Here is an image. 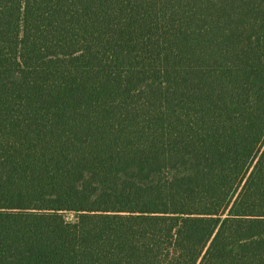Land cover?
<instances>
[{
  "label": "trees",
  "instance_id": "trees-1",
  "mask_svg": "<svg viewBox=\"0 0 264 264\" xmlns=\"http://www.w3.org/2000/svg\"><path fill=\"white\" fill-rule=\"evenodd\" d=\"M0 264H264V0H0Z\"/></svg>",
  "mask_w": 264,
  "mask_h": 264
},
{
  "label": "rangeland",
  "instance_id": "rangeland-1",
  "mask_svg": "<svg viewBox=\"0 0 264 264\" xmlns=\"http://www.w3.org/2000/svg\"><path fill=\"white\" fill-rule=\"evenodd\" d=\"M67 217L69 219H74L76 216H75V214L70 213V214H67Z\"/></svg>",
  "mask_w": 264,
  "mask_h": 264
}]
</instances>
